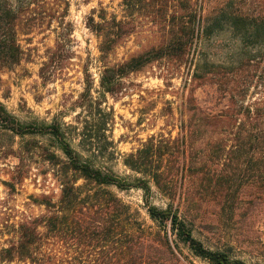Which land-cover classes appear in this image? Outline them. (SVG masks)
I'll use <instances>...</instances> for the list:
<instances>
[{
	"label": "trees",
	"instance_id": "obj_1",
	"mask_svg": "<svg viewBox=\"0 0 264 264\" xmlns=\"http://www.w3.org/2000/svg\"><path fill=\"white\" fill-rule=\"evenodd\" d=\"M36 1L0 0V73L22 61L16 23ZM246 2L240 0L242 5L237 8L228 2L222 8L219 0H159L154 19L161 33L160 44L121 64L104 66L99 80L103 94H116L122 78L154 62L178 70L187 65V76L195 86L187 101L188 118L180 121L181 141L162 134L151 136L124 156L129 176L120 177L105 164L112 155V116L103 108V100L92 97L89 79L76 102L81 109L76 125L59 116L48 122H22L0 103V161H16L6 164L8 179L2 183L7 195L18 193L34 163L44 168L42 174L50 172L59 191L27 198V207L42 209L36 215L26 210L13 213L5 201L0 202V264H195L190 258L204 264H245L231 257L228 250L206 247L194 236L192 214L185 205L184 164L177 155H184L186 141L191 144L202 139L205 116L209 124L216 120L201 111L192 92L204 77H219L223 85L235 74L225 68L220 75L213 64L205 73L206 64L199 54L202 41L227 27L242 45L264 46V14H253L244 7ZM98 18L96 23L89 18L88 27L105 39L112 36L101 46V52L108 53L109 43L121 38L124 23L106 19L103 10ZM259 116L253 123H258ZM236 140L258 147L236 163L247 175L208 178L210 194L221 203V211L240 205L244 188L254 192L253 208L264 201V129L245 140L237 135ZM217 154L215 159L222 155ZM131 190L141 193L151 225L116 194ZM155 195L166 199L167 205L156 206Z\"/></svg>",
	"mask_w": 264,
	"mask_h": 264
},
{
	"label": "rangeland",
	"instance_id": "obj_2",
	"mask_svg": "<svg viewBox=\"0 0 264 264\" xmlns=\"http://www.w3.org/2000/svg\"><path fill=\"white\" fill-rule=\"evenodd\" d=\"M219 1L222 8L228 2L233 8L242 5L240 0ZM158 2H33L16 23L23 59L17 66L0 73V103L22 122L34 119L48 122L59 116L76 125L75 118L81 112L76 102L84 91L85 80L89 79L92 97L103 100V108L112 116L109 134L113 142L110 148L112 155L105 164L120 177L131 175L123 165L124 156L134 152L151 136L162 134L181 141L180 121L188 118L187 101L190 89L195 87L191 86L187 76V65L178 70L164 62L148 64L122 78L119 91L114 95L103 94L99 87L104 66L121 64L160 44L161 33L154 19ZM244 7L255 15L264 14V0H247ZM102 10L106 19L115 18L124 23L121 38L116 43H109L111 50L108 53L101 52V46L103 41L112 40V36L105 39L88 27L89 18L95 23L100 22L98 16ZM199 54L206 64L205 73L213 64L220 75L225 68L234 70L235 74L232 81L223 85L224 81L219 77H204L192 92L201 111L216 119L209 124L208 116H205L202 139L191 144L186 141L184 155H177L184 164L185 205L192 214L190 220L195 229L194 236L206 247L228 250L231 257L245 264H264V201L253 208L250 201L254 192L244 188L238 209L236 206V209L221 211L220 202L210 194L208 183V178L216 174H248L243 172V166L236 163L246 156L248 158L258 146L252 142L241 144L236 139L239 135L245 140L264 129V46L246 47L225 27L202 41ZM255 113L260 115L258 123H253ZM217 153L222 154L220 159L214 158ZM15 162L13 159L0 161V202L5 201L13 213L26 210L36 215L42 209L27 207V198L41 193L57 195L58 185L50 172L42 174L44 168L34 163L18 193L8 196L2 182L8 179L6 164ZM116 194L137 210L147 225H151L139 191H116ZM261 198L263 200L264 195ZM153 202L159 207L168 203L160 195H155ZM190 259L195 264H204L198 259Z\"/></svg>",
	"mask_w": 264,
	"mask_h": 264
}]
</instances>
